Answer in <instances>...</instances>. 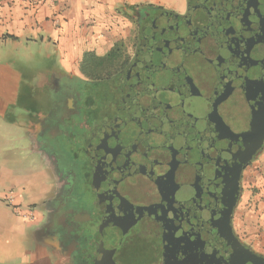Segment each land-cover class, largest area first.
Here are the masks:
<instances>
[{
    "label": "flooded vegetation",
    "instance_id": "1",
    "mask_svg": "<svg viewBox=\"0 0 264 264\" xmlns=\"http://www.w3.org/2000/svg\"><path fill=\"white\" fill-rule=\"evenodd\" d=\"M158 7L138 8L130 59L55 84L59 104L34 141L54 191L30 208L34 233L62 264H160L163 246L214 226L213 201L238 176L230 225L247 253L234 263L264 264L238 222L264 149V0Z\"/></svg>",
    "mask_w": 264,
    "mask_h": 264
},
{
    "label": "crops",
    "instance_id": "2",
    "mask_svg": "<svg viewBox=\"0 0 264 264\" xmlns=\"http://www.w3.org/2000/svg\"><path fill=\"white\" fill-rule=\"evenodd\" d=\"M141 1L156 5L44 0L33 7L28 0H0V264L64 263L54 242L34 233L40 215L30 208L54 191L34 141L59 104L55 84L66 74L81 75L87 52L105 56L122 30L115 18H126ZM161 1L177 11L186 6V0ZM31 212L32 219L24 216Z\"/></svg>",
    "mask_w": 264,
    "mask_h": 264
},
{
    "label": "water",
    "instance_id": "3",
    "mask_svg": "<svg viewBox=\"0 0 264 264\" xmlns=\"http://www.w3.org/2000/svg\"><path fill=\"white\" fill-rule=\"evenodd\" d=\"M262 124L264 126V121H261V126ZM256 128L257 132H254V135L258 133L257 141L261 142L264 140V129L257 125ZM251 151L252 148L245 151L247 153L241 163H247L251 159ZM235 178V183L227 184L224 192L213 201L214 204L217 203L216 208L210 210L214 215L212 222L214 226H211L207 233L205 231L200 233L187 245L182 241L163 246L160 264H236L238 261L234 263V260H242V255L247 253V250H243L238 239L234 237L230 225L239 185L238 176ZM103 262L111 264L109 256L104 255Z\"/></svg>",
    "mask_w": 264,
    "mask_h": 264
},
{
    "label": "rangeland",
    "instance_id": "4",
    "mask_svg": "<svg viewBox=\"0 0 264 264\" xmlns=\"http://www.w3.org/2000/svg\"><path fill=\"white\" fill-rule=\"evenodd\" d=\"M156 5L170 9L161 0H154ZM148 1H141L140 4L129 8L126 18H115L116 25L121 28L118 34L113 35L115 44H119L120 51L118 57L114 61L113 66H117L121 60L130 59L134 50L133 45L137 43V28L135 24V16L139 7L148 6ZM123 9L122 7H118ZM115 11V10H114ZM115 15V14H114ZM136 42V43H135ZM114 44V45H115ZM108 67V64L106 65ZM106 67V68H107ZM108 69V68H107ZM96 72L91 70L87 76ZM21 163L17 162V167ZM238 222L240 223L243 234H246L256 246L264 247V149L260 156L250 168L246 171L243 193L240 200V208L238 211Z\"/></svg>",
    "mask_w": 264,
    "mask_h": 264
},
{
    "label": "trees",
    "instance_id": "5",
    "mask_svg": "<svg viewBox=\"0 0 264 264\" xmlns=\"http://www.w3.org/2000/svg\"><path fill=\"white\" fill-rule=\"evenodd\" d=\"M158 8L160 9L161 7L159 6ZM119 51V44H115L103 57L97 56L94 52H87L85 54L84 64L81 68L82 72L84 74H89L91 70H94L96 73H100L107 68H111L110 66L114 65ZM107 64H109L108 67L106 66Z\"/></svg>",
    "mask_w": 264,
    "mask_h": 264
},
{
    "label": "built area",
    "instance_id": "6",
    "mask_svg": "<svg viewBox=\"0 0 264 264\" xmlns=\"http://www.w3.org/2000/svg\"><path fill=\"white\" fill-rule=\"evenodd\" d=\"M29 4L32 5L33 7L38 6L40 3H42L44 0H28ZM26 218L32 219L34 217L33 213L25 214L24 215Z\"/></svg>",
    "mask_w": 264,
    "mask_h": 264
}]
</instances>
